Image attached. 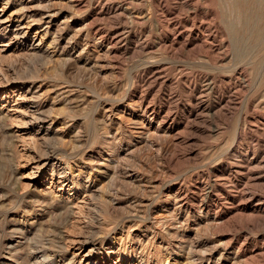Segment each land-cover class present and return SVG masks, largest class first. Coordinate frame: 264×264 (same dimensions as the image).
I'll return each instance as SVG.
<instances>
[{"label":"rangeland","instance_id":"rangeland-1","mask_svg":"<svg viewBox=\"0 0 264 264\" xmlns=\"http://www.w3.org/2000/svg\"><path fill=\"white\" fill-rule=\"evenodd\" d=\"M161 1L0 0V11L32 17L27 43L47 34L53 54L27 59L22 41L0 37L10 45L0 51V264L46 254L45 264H90V241L64 253L59 240L91 236L89 224L102 231L92 240L101 264H264V52L251 16L227 0H166L175 11ZM207 8L217 10L205 34ZM32 82L49 139L35 138L18 101ZM53 162L82 181L74 214ZM88 180L108 199L109 226L83 207Z\"/></svg>","mask_w":264,"mask_h":264},{"label":"bare ground","instance_id":"bare-ground-1","mask_svg":"<svg viewBox=\"0 0 264 264\" xmlns=\"http://www.w3.org/2000/svg\"><path fill=\"white\" fill-rule=\"evenodd\" d=\"M8 1L9 0H7V2H5L6 5L9 4ZM168 1H170V0H168ZM168 1H166V0H165V2L161 1L162 3L160 4V6H163L164 8H166L168 10L175 11V8H174L175 6L173 7V4H171V2H168ZM199 1H198V4L200 3ZM203 1L205 3L206 2H210V3L212 2V5H213V4H215V2H213V1H216V0H203ZM176 2H178V0ZM187 2H188V0H187ZM187 2H186V4H187ZM226 2H227V5L230 8H232L234 11L236 10L238 12V15H240L241 17H245V16L250 17L251 16V21H252L251 22L252 23L251 26H252V28H251L249 37L250 38L251 37L254 38L257 42H260L261 47L260 46L259 47L262 48L263 49L262 51L264 52V27H261L262 25H264V23L262 22L263 24H260L261 20H263L262 18L264 17V15H261L256 10V8L253 6L255 1L254 0H227ZM209 4L207 3L206 6L208 7ZM6 5H5L4 8H7ZM258 5L261 6L262 5L261 2L258 3ZM213 8L215 9V6ZM207 9H206L207 10L206 14L202 15V17L203 16L204 17H203V21L201 22V25H202V28L204 29L205 34L211 32L210 29H211V25H212L211 23L208 22V19L206 20V18L208 16H211V15L213 16L214 14L216 15L217 8H216V10L213 9L214 11L212 9H210V8H207ZM197 15H199V14H197ZM31 18L32 17L28 16V14L27 15L23 14L22 18L16 19L15 15L13 13L8 14L6 12V10H1L0 11V37H2V38L11 37V41H9V42H14V41H18V40H19V42L22 41L21 44H20V47L25 51V56L28 57L27 59H34L35 58V59L45 60L48 63V61L51 60V56L53 54L50 53V49L52 48L51 44L48 46V48L46 50L43 49L45 36L47 34L42 36L41 40L38 41L36 44L29 45L27 43V39L26 38H28V33L32 29L33 22H35L33 19L31 20ZM168 24H170V23H168ZM179 27L175 26V28H174V30H172V32L174 33V35H176V37L178 36L181 39V38H183L186 35V33L185 32H180L179 33ZM248 28H247V30L249 31ZM200 31H202L201 28H200ZM39 34H41L40 31H37L36 36L39 35ZM36 36L32 40L35 41V39L38 38ZM203 36H205V35H203ZM205 38H206L207 41H209L208 40L209 38H211V40H213V42L216 40V36L211 35V34L207 35V37H205ZM188 39H189L188 40L189 42H191L192 44L196 45L197 47L198 46L199 47H201V46L203 47L205 45V43H206V41H205V43H203L204 45L200 44L201 42H203V38H202L201 35H196V36L188 35ZM9 46L10 45H9L8 42H5V41L2 42L1 45H0V49H1L0 51L6 50V48H8ZM245 67L247 68V66H245ZM234 72L236 73V71H234ZM237 74H235L234 76H236ZM240 75H242V76L244 75V74H242V71H241V73H239L238 76H240ZM237 80H240V84L238 83L239 84L238 88H244L246 86L247 80L244 79V77H242L241 79L238 78ZM242 80H244L245 84H243ZM32 81H34V80L32 79ZM210 83L212 84V87H211V85H208V86H210V88H213V82H210ZM235 86H237V85H235ZM17 89H18L17 91H19L18 101L23 103L24 105H26V107H24L23 110L25 111V115H27L29 117L28 120H27V123L28 124H32L34 126H37V128H38V130L36 131L35 138L38 139V138L43 137L45 139H49L48 135L50 134L49 133V129H50L51 126H48L47 130L45 129L43 132H42V129H43V124L45 122H47L49 119H51L50 116L46 115L42 111V109L40 107H37L38 105L35 106V107H32V106H34V101L36 99L38 101V98H39L38 95H37L38 91L35 90V87H34V82H32V84L30 85L28 90H25V91L23 90L22 91V89H24V88L21 85H19L17 87ZM262 97H263V100H264V95ZM22 106H16L14 108V110H10V111H15V113H19V112L22 111L21 110ZM50 158H51L50 156H46L45 157V160L43 161V165L44 166L48 165V163H50L52 161ZM66 163L67 162H65L64 163L65 165L64 166L62 165L63 168H61V166L58 163L53 162L51 176L52 177L57 176L59 181H62V182L71 181V182L67 183V191H68L69 194H68L67 198H64V201L67 204L68 211L71 212V214H74V210H73L71 205H72L73 199H75V198L78 199L77 196L79 195L80 191L78 190L76 185L77 184H82V181L80 180V178L77 179V178H74V176L70 175V172L68 171V170H70V165H68ZM93 184L94 183L90 182L89 180L86 181L85 193H84L85 197L83 196L84 199H86V204H84L86 206L83 205V207L84 208L87 207L86 210L94 212L95 215H97V217L94 218V220L95 219H100V221H102L104 223V224H100V226H109L110 216H109L108 205H107L108 199L105 200L104 193L102 192V189H99V190L97 189L96 190L94 188ZM74 195H76V196L74 197ZM88 202H91V203H88ZM73 204H74V202H73ZM80 207L83 208L82 206H79V209H80ZM76 209H78V208H76ZM90 225H92L90 227L91 228V230H90V235L91 236L81 237V235H82L81 234L77 238H69L68 236H64V234L60 233L59 240H60L61 245H62V250L61 251H63L64 253H68L73 246L74 247L77 246V249L81 251L85 247V244L90 241L89 244H92V245H91V248H90L88 254L85 255L86 261H87V263L89 262L90 264L94 263V262L96 264H101V261L103 260L102 259L103 256L102 255L100 256L99 254H97V252H96L97 248L94 247L95 246L93 244L94 241H92V240L94 239V237H97L98 235H100L102 233V231H100L99 226H94V224H89V226ZM85 226H88V224L85 225ZM87 232L89 233V231H87ZM112 240H114V238ZM114 245H117L116 241L114 243H112L110 245V247L108 248L109 251L107 253V259L114 260L113 258L118 255L117 252L114 251V248H113ZM47 253H48V251H47ZM51 256L52 255H50V254L49 255L46 254L44 256V260L42 259V264H45L43 262L46 261V260L54 261L55 256H52V257ZM73 256L75 257L76 255H73ZM104 258H106V257H104ZM39 263L41 264V262H39ZM122 263H123V261L120 259V260H117L114 264H122ZM188 263L194 264V262H192V261L188 262ZM188 263H186V264H188ZM138 264H144V263L143 262H139Z\"/></svg>","mask_w":264,"mask_h":264}]
</instances>
